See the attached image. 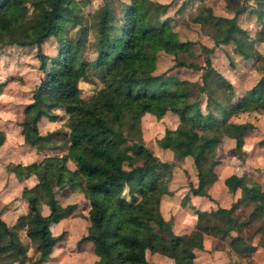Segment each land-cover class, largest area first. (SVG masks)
<instances>
[{
	"label": "trees",
	"instance_id": "16d2710c",
	"mask_svg": "<svg viewBox=\"0 0 264 264\" xmlns=\"http://www.w3.org/2000/svg\"><path fill=\"white\" fill-rule=\"evenodd\" d=\"M255 2L257 6L248 13L261 19L264 0ZM159 5L152 0H102L96 9V56L90 63L81 60L74 66L71 41L60 46L55 56L37 51L39 67L45 76L34 88L26 112L37 118L48 115L52 108L62 107L70 117H76L77 128L69 133L66 155H47L38 162L12 166L20 180L36 175L39 193L26 195L27 211L19 213L10 226L0 212V240H6L0 243V253L9 255L6 264H43L50 259L54 245L64 235V231L53 235L50 225L75 207V204L62 206L55 196L54 187L65 185L72 191L86 192L92 232L82 236L77 245L92 242L97 256L94 264H157L146 258V250L169 255L174 264H195V250L203 247V233L228 239L230 249L237 254L249 256L255 251L257 244L250 240L256 234L264 235V189L245 175L232 173L224 179L227 189L232 192L240 189V195L230 207L214 209L231 222L230 226L203 224L199 231L172 232L171 221L163 218L159 202L169 191L166 184L173 165L160 160L144 145L140 123L145 113L157 119L167 111L175 113L178 123L171 133L169 148L177 160L186 156L196 158L203 148L224 138L233 140L234 149L239 151L252 124L232 122L230 117L250 102L256 103L253 108L264 109V56L257 58L259 78L246 96L236 100L231 82L209 59L198 68L184 60L176 62L202 69L200 83L154 74L158 51L177 54L187 51L191 44L179 40L169 24L160 19L163 10ZM241 11L242 8L227 17L214 14L206 6L194 19L209 27L215 45L232 42L234 50L248 58L253 49L247 50L237 35L246 34L237 22ZM80 12L78 0H54L50 9L38 5L28 17L23 0H0V47L39 46L49 36L62 38L67 23L81 26ZM88 68L99 75L102 86L90 100H84L79 96L78 81L87 76ZM51 134L35 133L29 144L45 145ZM130 137L137 139L133 150L127 145ZM4 139L5 133L0 129V147ZM159 143H163V137ZM68 156L76 160L75 170L66 167ZM138 160L141 162L137 163ZM127 185L134 186L135 196L127 198L122 193ZM199 185L190 188L191 194H201ZM40 200L47 205L48 214L41 213ZM242 205L251 206L244 220L233 215ZM254 224L253 231L245 236L243 230ZM20 229L34 243V255H28L27 246L18 235ZM162 230L171 233L169 246L163 244L157 233Z\"/></svg>",
	"mask_w": 264,
	"mask_h": 264
},
{
	"label": "rangeland",
	"instance_id": "374dc122",
	"mask_svg": "<svg viewBox=\"0 0 264 264\" xmlns=\"http://www.w3.org/2000/svg\"><path fill=\"white\" fill-rule=\"evenodd\" d=\"M29 17L34 7L40 5L47 9L52 7L54 0H23ZM127 1L128 0H122ZM159 3L163 10L159 17L165 20L170 29L177 33L179 40L190 41L189 49L177 54L163 50L157 52L156 66L152 73L175 76L201 82L202 69L206 59L211 65L229 80L234 89L233 98L246 96L249 88L259 78L261 72L257 68L258 56H264V17L256 18L248 10L257 6L255 0H152ZM81 26L66 25L62 38L49 36L39 46L4 45L0 47V129L5 133V139L0 147V212L1 218L7 225L15 222L19 213L27 211L26 195H38L37 177L34 174L20 180L11 170L19 164L25 166L31 162H38L44 156L60 157L68 153L67 139L72 129L77 128L76 117H70L62 107L52 108L48 115L42 114L37 118L26 112L25 107L32 101V92L39 84L45 73L40 69L37 51L41 50L48 56H55L60 46L68 41L72 44L74 66L80 62L90 63L96 56L95 41L97 32L96 9L102 0H78ZM210 7L212 12L221 16H233L238 9L237 22L246 34L238 32V37L244 41L246 49L252 55L244 58L234 50V43L215 45L208 32L209 27L194 16L202 7ZM82 60V61H81ZM177 60L192 63L194 67L176 65ZM92 67L91 64L88 65ZM99 75L88 68L86 77L78 81L79 96L90 100L101 88ZM256 104V103H255ZM250 102L242 111L230 117V121L250 123L239 151L234 149V141L224 138L221 142L211 143L196 158L186 156L177 160L169 148L170 136L178 123L175 113L167 111L160 119L153 114L145 113L141 117L140 132L144 145L162 161H170L172 174L167 180L168 193L161 196L159 208L164 219L171 221L173 233H189L199 231L203 224H215L221 227L230 226L214 209L218 206L230 207L240 195V189L232 192L224 185V179L235 173L245 175L249 180L259 183L264 189V109L253 108ZM204 111V102L201 105ZM34 127V128H33ZM44 135L52 133L50 141L45 145H30L34 134ZM163 137V143L159 140ZM128 147L133 150L135 137H130ZM141 161L138 160L137 163ZM66 167L70 170L77 168L74 157L68 156ZM63 180V179H62ZM56 180H54L55 182ZM201 187H200V185ZM54 185H57L54 183ZM200 187V195H193L190 188ZM55 196L62 206L75 204L68 215L50 225L53 235L64 231L63 238L56 242L49 260L43 264H94L97 259L90 241L79 246L77 241L89 232L88 209L86 192L72 191L65 185L54 187ZM127 198L135 196L134 186L127 185L122 192ZM161 203V207H160ZM41 213L48 214L49 209L43 200L39 202ZM251 210V206H239L233 212L234 216L244 220ZM255 224L243 230L245 236L255 228ZM165 246H169L171 233L158 231ZM23 244L27 246L28 255H34V243L25 235L23 229L18 230ZM6 240L2 238L0 243ZM253 244L257 247L249 256L235 253L228 245V239H220L210 233H203V247L195 250V264H227L235 261L238 264H264V235H254ZM146 258L157 264H174L169 255L146 250ZM7 253H0V264L9 261Z\"/></svg>",
	"mask_w": 264,
	"mask_h": 264
},
{
	"label": "crops",
	"instance_id": "0c3cea01",
	"mask_svg": "<svg viewBox=\"0 0 264 264\" xmlns=\"http://www.w3.org/2000/svg\"><path fill=\"white\" fill-rule=\"evenodd\" d=\"M226 178V177H225ZM224 182V181H223ZM225 185V184H224ZM160 207H161V203H160ZM160 210H161V208H160ZM162 211V210H161ZM3 219V218H2ZM5 221V220H4Z\"/></svg>",
	"mask_w": 264,
	"mask_h": 264
}]
</instances>
